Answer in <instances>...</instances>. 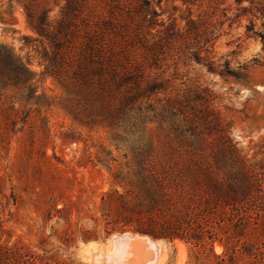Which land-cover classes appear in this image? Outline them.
<instances>
[{
	"label": "trees",
	"instance_id": "trees-1",
	"mask_svg": "<svg viewBox=\"0 0 264 264\" xmlns=\"http://www.w3.org/2000/svg\"><path fill=\"white\" fill-rule=\"evenodd\" d=\"M20 1L37 36L27 45L33 43L42 71L35 81L30 59L0 46V91H15L28 106L50 107L38 84L51 79L63 93L58 105L75 122L109 129L116 143H130L132 155L127 176L116 175L115 188L94 207L69 199L71 187L28 186L29 196L48 197L33 205L37 220L28 225L14 219L9 208H23L22 198L14 188L8 197L0 178L6 200L0 210L10 216L0 220V264H90L79 257L82 245L127 232L184 242L200 264H244V257L264 264V157L242 155L214 93L180 79L181 62L242 78L216 60L208 28L192 18L182 28L174 14L163 19V0H64L55 21L50 11L36 13ZM5 113L0 138L31 125L30 112L12 106ZM149 124L159 134H148ZM10 222L26 226L33 239H14ZM216 243L224 247L222 255L215 253Z\"/></svg>",
	"mask_w": 264,
	"mask_h": 264
},
{
	"label": "rangeland",
	"instance_id": "rangeland-1",
	"mask_svg": "<svg viewBox=\"0 0 264 264\" xmlns=\"http://www.w3.org/2000/svg\"><path fill=\"white\" fill-rule=\"evenodd\" d=\"M185 1L186 4L183 0H163V19L167 20L174 14L182 28L187 26L190 18L198 27L208 28L216 60L221 64L228 63L230 69L240 73L242 78L221 77L209 73L201 65L181 62L180 79L188 80L187 83L199 82L214 93L215 106L231 123V139L242 155L250 158L264 157V0ZM26 3H30L36 13L42 9L50 11L52 21L59 18L65 5L64 0H27ZM23 5L24 2L20 0H0V46L24 61L30 59L29 69L37 81L42 67L32 52L33 43L27 45V39L37 36L27 24ZM157 10L161 11L159 8ZM38 93H43L52 102V106L37 107L34 102L28 106L27 101L21 99L15 91H0V118L12 106L15 109L21 108L25 115L30 112L31 117V125H27L22 133H11L7 138H0V178L4 193L10 197L11 189L14 188L15 193L22 198L23 208L17 211L11 205L9 209L12 210L14 219H19L25 225L37 220L32 210L33 205L43 204L48 200V197L38 199L29 196L25 192L28 186L46 187L58 183L66 188L71 187L73 191H67L66 194L69 199L78 201L80 197L90 207H94L104 193L115 188L113 180L116 175L127 176L130 171L127 163L132 155L130 143H116L109 129H91L75 122L58 105L63 93L51 79L38 84ZM156 128V124H149L148 134L156 133ZM164 130L168 132L166 126ZM161 134L167 147L169 139L166 133L161 131ZM173 155H177V152ZM55 157L62 159L64 164L58 163ZM52 175L59 182L53 181ZM67 178L71 181L68 182ZM5 202L4 198H0V208L1 203ZM9 218L7 211L3 213L0 210V220L7 222ZM7 227L14 230V239L21 235L27 240L33 239L26 235V226L18 228L10 222ZM6 237L5 235L4 238ZM111 237L82 245L79 257L94 264L92 258L111 255L108 253V248L111 249V243L113 244V240L110 242ZM118 242L122 244L118 258L123 259L119 260V264H127L131 259L153 258L151 256L154 253L149 251L152 249L145 248L144 244ZM162 242L163 249L159 250V255L155 258L156 261L162 258L158 264H200L194 261L190 245L181 241ZM214 251L217 255H222L224 247L216 243ZM241 262L251 264L253 260L244 257Z\"/></svg>",
	"mask_w": 264,
	"mask_h": 264
},
{
	"label": "bare ground",
	"instance_id": "bare-ground-1",
	"mask_svg": "<svg viewBox=\"0 0 264 264\" xmlns=\"http://www.w3.org/2000/svg\"><path fill=\"white\" fill-rule=\"evenodd\" d=\"M125 238H126V236H119V235H114L111 239H110V242L113 240V244L111 243V249L110 248H108L109 250H110V252H108L109 254L111 253H113L114 255H115V260L114 261H110V262H107V261H101V262H98L96 259L97 258H95V259H93L92 258V261H93V263L94 264H104L103 262H105L106 264H119L120 262H119V260H123V259H119L118 258V255H119V253H118V251H120V250H117V249H115L114 248V242H116L117 244H118V246L120 245H122L121 243H119L118 241H120V242H122V243H125V244H129L128 242H126L125 241ZM116 239V240H115ZM115 240V241H114ZM130 243H138V244H144L145 245V248L147 247V248H149V249H152V250H149V251H152L154 254L151 256V257H153V258H147V259H138V260H135V259H131L132 261H127V264H158L159 262L158 261H160V263H161V260H162V258H159V259H157V261H156V259L155 258H157L158 257V255H159V250L160 249H163V242L162 241H157V242H152L150 239H148V238H145V237H139V236H136V237H132V241H130ZM136 247V246H135ZM142 247V246H141ZM153 248H155V249H153ZM122 250H124L123 248H122ZM130 250V249H129ZM144 250H146V249H144ZM143 250V251H144ZM139 251H141V250H139ZM142 253V252H141ZM141 253H140V255H141ZM122 254H123V252H122ZM146 254V253H145ZM137 256V254L135 255V257ZM143 257V256H142ZM162 257V256H161ZM124 262V261H123ZM123 264H125V263H123Z\"/></svg>",
	"mask_w": 264,
	"mask_h": 264
},
{
	"label": "water",
	"instance_id": "water-1",
	"mask_svg": "<svg viewBox=\"0 0 264 264\" xmlns=\"http://www.w3.org/2000/svg\"><path fill=\"white\" fill-rule=\"evenodd\" d=\"M116 235H119V236H126L125 238V241L128 242L130 244V241H132V237H136V236H139V237H145V238H148L150 239L152 242H157V241H162V240H155V239H152L148 236H145V235H140V234H134V233H130V232H127V233H123V234H116ZM113 237V236H112ZM111 237V238H112ZM114 245H115V249L117 250H121V247L120 245L118 246V244L116 242H114ZM98 262H101V261H107V262H110V261H114L115 260V255L111 254V255H107V256H100V257H97L96 259Z\"/></svg>",
	"mask_w": 264,
	"mask_h": 264
}]
</instances>
